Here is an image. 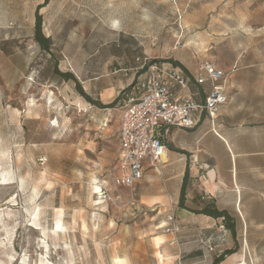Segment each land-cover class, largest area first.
Returning a JSON list of instances; mask_svg holds the SVG:
<instances>
[{"label":"rangeland","instance_id":"obj_1","mask_svg":"<svg viewBox=\"0 0 264 264\" xmlns=\"http://www.w3.org/2000/svg\"><path fill=\"white\" fill-rule=\"evenodd\" d=\"M51 1L47 49L34 0L0 13V264H208L196 248L155 249L162 215L137 193L156 192V172L143 187L114 183L122 93L154 63L264 74V0ZM246 240L235 232V263L264 264V224Z\"/></svg>","mask_w":264,"mask_h":264},{"label":"crops","instance_id":"obj_2","mask_svg":"<svg viewBox=\"0 0 264 264\" xmlns=\"http://www.w3.org/2000/svg\"><path fill=\"white\" fill-rule=\"evenodd\" d=\"M51 5V0H34L33 21L38 10L42 34L55 39V23L48 14ZM3 8L4 0H0V13ZM161 64L180 67L172 62ZM258 68V64L235 66L228 101L213 121L201 113L193 127L158 128L166 151L159 171L145 170L156 172V192L139 188L138 205L156 207L163 220L168 212H173L181 230L175 234H156L152 238L161 237L162 242L155 249H172L177 258L182 249L196 248L211 264L222 248L232 247L236 231L246 240L248 232L258 231L264 224V74ZM197 69L184 71L193 76ZM209 88L208 84L201 87L192 84L182 93L185 98L202 102ZM114 92L115 88H107L104 95L110 98ZM142 177L141 187L151 176ZM204 209L225 212L229 218L202 212ZM235 251L224 255L220 264H236L242 259Z\"/></svg>","mask_w":264,"mask_h":264},{"label":"built area","instance_id":"obj_3","mask_svg":"<svg viewBox=\"0 0 264 264\" xmlns=\"http://www.w3.org/2000/svg\"><path fill=\"white\" fill-rule=\"evenodd\" d=\"M234 71L235 66L220 68L207 58L201 61L193 76L172 64L149 65L144 77L122 93L123 103L116 127L118 147L114 183L132 188L146 168L160 170L166 151V144L157 132L161 125L190 128L201 113H206L211 121L216 119L228 101L229 81ZM192 84L209 85L202 102H194L183 95L182 91ZM101 194H106L105 186ZM160 224L159 229L165 234L181 230L173 212H168L163 225Z\"/></svg>","mask_w":264,"mask_h":264},{"label":"trees","instance_id":"obj_4","mask_svg":"<svg viewBox=\"0 0 264 264\" xmlns=\"http://www.w3.org/2000/svg\"><path fill=\"white\" fill-rule=\"evenodd\" d=\"M33 36H34V39L44 49H47L48 48V44L50 43V39L48 37H45L42 34V32H41V16L39 15L38 10H36V13H35V22H34V32H33ZM175 64H177V63H175ZM84 96L86 97V99H89V97H87L86 95H84ZM95 104H97V105H99L101 107H109V106H111L109 104H102L100 101H96ZM202 212H209L210 214H213L214 216H223L224 219L229 218L228 215L225 212L217 211L216 209H211V210L204 209V210H202ZM234 251H235V249H228V250L224 251L223 253H221L220 255H218L213 260V262L211 264H220L221 260L224 258V255L230 254V253H232Z\"/></svg>","mask_w":264,"mask_h":264},{"label":"bare ground","instance_id":"obj_5","mask_svg":"<svg viewBox=\"0 0 264 264\" xmlns=\"http://www.w3.org/2000/svg\"><path fill=\"white\" fill-rule=\"evenodd\" d=\"M99 186V185H98ZM96 188H97V186H96ZM101 203V201H98L97 202V204H100ZM160 225H163L162 223L160 224ZM58 228H61L60 226H59V224H58V226H57ZM118 261V260H117ZM239 264H245V262L243 261V262H239Z\"/></svg>","mask_w":264,"mask_h":264}]
</instances>
